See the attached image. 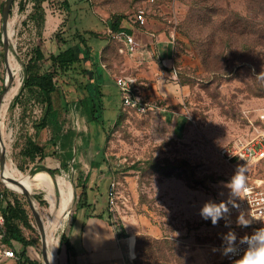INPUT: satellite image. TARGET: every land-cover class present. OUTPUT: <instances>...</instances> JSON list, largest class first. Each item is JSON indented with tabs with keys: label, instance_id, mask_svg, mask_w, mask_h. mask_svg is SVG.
Masks as SVG:
<instances>
[{
	"label": "rangeland",
	"instance_id": "rangeland-1",
	"mask_svg": "<svg viewBox=\"0 0 264 264\" xmlns=\"http://www.w3.org/2000/svg\"><path fill=\"white\" fill-rule=\"evenodd\" d=\"M16 1L20 2L19 12L16 2L10 18L15 27L11 51L22 64L25 76L20 93L2 120V129L9 151L8 165L13 164L21 173L19 182L27 187L39 184L38 172L27 175L38 164L51 168L55 174L63 170L72 174L75 198L66 231L75 210L86 203L87 197L106 199L113 181L119 196L118 206L112 211L113 221L123 226L132 223L138 231L145 219L158 226L165 236L160 242L165 249L163 254L150 257L143 249L137 251L141 247L137 242L140 235L127 242L134 261L138 259L141 264H235L227 262L222 254V236L233 231L239 242L253 230L238 226V216L231 212L213 225L211 219L201 217L200 210L208 201L218 204L229 199L230 190L226 185L238 168L222 157L221 148L239 139L258 140L264 134V91L260 88L264 85V45L251 40L256 36L252 32L264 33V0H90L85 20L91 24L77 19L81 30L83 25H87L85 28L95 25L91 29L101 25L94 19L110 22L119 15L136 19L143 12L146 22H159L169 35L173 33L175 62L185 93L179 106H172L166 112L142 113L129 109L117 119L104 115L103 129L100 122H92L89 107L82 111L78 104L85 97L81 88L86 83V76L78 74L82 71L78 69L72 76L74 80L67 79L69 84L66 77L64 79L65 90L70 93V106L68 112L60 116L62 133L73 132L77 142L70 147L72 150H65L66 157L60 148L61 140L55 141L56 131L52 126L40 133L35 128L42 107L34 99L26 98L24 87L27 67L36 47L31 44L36 36L28 31L22 38L19 32L34 20V14L27 11L29 0ZM247 26L249 31H244ZM105 42L106 38L99 43ZM0 57L1 94L7 67L3 52ZM51 64L49 58L42 66L49 70ZM101 104L104 107L103 101ZM30 140L44 149V158H40V154L35 159L29 157ZM96 162L99 167L95 166ZM86 175H89L87 191L83 189ZM244 175L245 179H264V163L244 169ZM0 183L3 186L1 180ZM5 189L8 198L21 200L30 211L35 232L28 229L25 234L41 238V227L28 195ZM33 194L39 221L46 231L55 214L52 208L59 206L60 199L52 201L48 192L43 191ZM63 234L58 264L62 262ZM36 257L42 260L41 243Z\"/></svg>",
	"mask_w": 264,
	"mask_h": 264
},
{
	"label": "crops",
	"instance_id": "crops-1",
	"mask_svg": "<svg viewBox=\"0 0 264 264\" xmlns=\"http://www.w3.org/2000/svg\"><path fill=\"white\" fill-rule=\"evenodd\" d=\"M4 2L5 0H0V6H3ZM28 2L30 7L28 6L27 11L33 12L34 20L29 21L23 27L24 32L22 29L21 31L19 29V32L22 38L26 37L28 31L36 36L33 44H31L32 47L36 46L34 49L42 45L44 51L56 54L68 46L79 45L78 35L86 38V32L93 31L95 33L93 38L87 37V39L90 38L87 41H89L91 49L89 55L91 58L83 60L78 66V69L82 70L78 74L86 76V83L81 88L85 97L78 103L82 111L88 109L86 107L90 109L92 106L86 93H93V95L100 97L101 102H104L103 114L105 116L108 115L111 119L121 116L124 108L119 89L114 80L118 76H133L141 81L144 85L146 98L157 104L160 108L157 110L159 112H166L172 106H179L178 104L185 93V87L180 82L179 76L177 79L174 74V69L178 70L175 62L176 37L173 33L169 35L164 25L156 21L149 22V20L145 25H141L136 19H125L121 25L123 30L115 32L112 30L110 22L94 19L101 25H97L95 29H91L95 25H91L90 28H85L87 25H83L84 29L81 30L77 26V19H81V22L85 24H91V21L85 20L90 0H45L42 3V11H36L35 1L29 0ZM31 6H34V9ZM31 23L35 25H31ZM57 35L63 39H59ZM128 36L133 37L136 43L133 50L127 42ZM3 37L1 8L0 56L1 52L4 53ZM105 38V44H100L99 42L102 43ZM84 51L86 55L87 50ZM86 57L88 56L86 55ZM118 104L121 106L118 107ZM92 122L94 123L93 119ZM82 140L85 141L84 138ZM74 143H77L76 139ZM83 147H85L84 144ZM60 148L66 157L65 148ZM67 149L71 150L70 147ZM68 153L70 154L69 151ZM72 158L76 159L73 153ZM58 163L61 164V160ZM95 166L99 167V164ZM36 172H38V179H45L50 183L70 187L73 191L72 202H74L75 187L71 173L63 170L61 174L52 175L39 168ZM5 187L4 184L2 186L0 183V215L3 216L8 202H14L8 198ZM47 188L50 189L51 187ZM128 221L131 219L129 218ZM141 223L142 228L138 227V231L134 230L132 223L127 222L125 226L120 223L117 224L113 221V212L109 208L108 195L106 199L95 198L91 200L87 197L86 203L75 210L67 230L64 229L63 237L65 239L61 244L62 262L60 264H134L135 261L130 251L131 246L128 247L127 242L135 239L138 235H146L155 239L165 238L158 226L152 225L145 219ZM117 227L122 228L127 236L119 238ZM25 237H27L26 234ZM7 246L12 248L18 257L5 258L0 264H31V261H38L43 264V261L36 257L38 247L26 246L19 240H12V244H7Z\"/></svg>",
	"mask_w": 264,
	"mask_h": 264
},
{
	"label": "trees",
	"instance_id": "trees-1",
	"mask_svg": "<svg viewBox=\"0 0 264 264\" xmlns=\"http://www.w3.org/2000/svg\"><path fill=\"white\" fill-rule=\"evenodd\" d=\"M33 1H35L36 11H42V3L45 0ZM125 19V17L120 15L113 18L112 21H110L112 30L115 32H121L123 30L121 28V25H123ZM247 30L249 31V26L244 27V31ZM250 31L252 32V30ZM252 34L256 35L251 39L253 40L254 44H257L259 46L264 45V33L257 34L252 32ZM86 35L87 37L93 38L95 36V33L93 31H88L86 32ZM78 36L80 40L79 45L68 46L65 49H62L59 53H51L48 56L46 55L47 53L43 50L42 45H39L35 49L30 63L27 67V79L24 87V90L26 91V98L28 100L34 99V101L42 107V115H40L37 119L39 121L35 123L36 131L40 133L42 130L52 126V128L56 131L55 141H58V139L61 140V147H64L65 150L68 147L73 146L75 134H73V132H67L65 134L62 133L60 116L63 112H68L70 106V93L65 90L64 79L66 77V81L69 84L70 81L67 79L69 77L72 78V76L76 75L78 66L82 63V61L91 58L89 57V55L91 54V49L89 47V41H87L90 38H83L82 35ZM57 37H59V39H63L60 35H57ZM84 50H87L86 55L88 57H86ZM209 56H211L210 49ZM49 58L52 61L51 68L49 70H44L42 63L48 61ZM91 66L93 65L91 64ZM72 80H74V78H72ZM260 88L264 91V85L260 86ZM89 92H91V90H89ZM86 95L89 101H91L92 103L90 110L88 109L91 115V120L93 119L94 123L100 122L101 125H103L104 114L103 107L99 99L100 97L93 95V93H86ZM23 96L25 97L24 93ZM104 126L105 125H103V129H105ZM67 137L68 141L65 142ZM29 142L30 147L27 150V154L29 155V157L35 159L38 154L41 155L40 158H44L46 156L44 149L40 147V145H38L33 140H30ZM63 165L64 167H66L65 164ZM88 178L89 175L85 178L86 182L84 183L83 188L85 191H87L86 183H88ZM41 180L44 181L45 179ZM4 217V230L6 233L5 242L8 245L12 244V240H19L26 246L31 245L34 247H39V244L41 243V238L39 236L29 234V236L25 237L24 228L26 230L29 229L30 231L35 232V227L30 211L25 207V204H23L21 200H15L13 203L8 202V205L4 210ZM117 230L119 238L127 236L126 232L122 228L117 227ZM64 239L65 237H63L62 239V244L64 242ZM145 240L153 243H149ZM161 240L162 239H152L145 235H140L139 237H137V242L141 247L138 248L137 251L141 252V250L143 249L147 257H150L151 255H158L159 253L163 254L165 249L163 246H160ZM31 264L41 263L38 261H31ZM134 264L141 263L138 259H136Z\"/></svg>",
	"mask_w": 264,
	"mask_h": 264
},
{
	"label": "built area",
	"instance_id": "built-area-1",
	"mask_svg": "<svg viewBox=\"0 0 264 264\" xmlns=\"http://www.w3.org/2000/svg\"><path fill=\"white\" fill-rule=\"evenodd\" d=\"M19 3L20 2H17L18 11ZM136 21L141 25H145L146 17L143 12L136 16ZM127 42L132 50L135 49L136 43L133 37L128 36ZM174 74L178 79L179 71L177 69H174ZM114 80L116 87L120 91L124 110L133 109L145 113L149 110L155 111L160 109L157 104L146 98L144 85L136 77L118 76L115 77ZM220 153L227 162L235 164L237 168L244 167V169H246L257 163L262 164L264 163V134L258 140L252 139L248 141L239 139L221 148ZM245 180L249 191L247 193H241L240 198L235 199V203L239 205V207H233L232 204H229L228 207L230 212L236 216H238L241 211L250 213L248 218L251 224L248 227L253 230V232L250 233L251 235L255 230L264 228V179L247 178ZM117 190V184L112 181L108 191L109 208L111 211H115L118 206L119 196ZM4 225L5 217L0 215V262L5 258L18 257L15 251L8 247L5 242L6 233ZM237 247L238 251L235 254L225 256L227 262L235 263V261L240 259L247 245H241L237 242ZM9 253L11 255H7Z\"/></svg>",
	"mask_w": 264,
	"mask_h": 264
},
{
	"label": "bare ground",
	"instance_id": "bare-ground-1",
	"mask_svg": "<svg viewBox=\"0 0 264 264\" xmlns=\"http://www.w3.org/2000/svg\"><path fill=\"white\" fill-rule=\"evenodd\" d=\"M14 21H9V38L12 43L13 31H14ZM8 68L6 73V80L10 77L13 78V83L9 89L4 93L0 100V120L2 123L3 118L7 115L8 109L13 101V99L20 93L21 88L24 83L25 72L22 64L13 54V51L9 52L8 55ZM5 138V136H4ZM7 183L10 186H19L17 188L18 192H29L36 193L38 191L48 192V197L53 201L59 197V206L53 207L54 217L51 219V225L46 229L47 239L46 243L48 246L49 260L48 264H58V253L60 247V239L63 234V230L67 225V221L70 215V209L73 204V191L70 187L64 185H57L55 183H50L47 181L39 182L37 185H32L27 187V185L21 184L19 181L22 179V175L19 170L13 165H7L6 169ZM47 187H51L50 189ZM47 261L43 263L47 264Z\"/></svg>",
	"mask_w": 264,
	"mask_h": 264
},
{
	"label": "clouds",
	"instance_id": "clouds-1",
	"mask_svg": "<svg viewBox=\"0 0 264 264\" xmlns=\"http://www.w3.org/2000/svg\"><path fill=\"white\" fill-rule=\"evenodd\" d=\"M226 187L230 190L228 201H221L218 204L213 201H208L200 210L201 217L205 220L211 219L213 225L218 224L221 219H224L229 214L230 209L228 204H232L233 207L238 208L239 205L235 203V199L240 198L241 193H247L249 191L246 186L244 167L237 169L236 174ZM249 215L250 213L241 211L236 220L237 225L240 227H248L251 224L248 218ZM222 240L223 255L228 256L238 251L237 235L235 232L229 231L222 236ZM239 243L241 245H247V248L244 250L241 258L235 261V264H264V228H259L253 234L241 237ZM7 255L11 254L9 253Z\"/></svg>",
	"mask_w": 264,
	"mask_h": 264
},
{
	"label": "water",
	"instance_id": "water-1",
	"mask_svg": "<svg viewBox=\"0 0 264 264\" xmlns=\"http://www.w3.org/2000/svg\"><path fill=\"white\" fill-rule=\"evenodd\" d=\"M15 2H16V0H5V2L3 3V6H2L3 36H4L3 37L4 61H5L7 68L9 65L8 64V55H9V52L11 51V41L9 38V21L11 18L12 7H13ZM12 83H13L12 77H10L8 80L5 81L4 90L0 94V100H1L2 96L4 95V93L9 89V87L11 86ZM8 161H9V151L7 149V145L5 142L3 129H2V123L0 120V170H1L0 175H1V180L7 188L17 191V188L19 186H10L7 183V178H6L5 174H6ZM38 168L43 169L52 175H55L54 171L51 168L44 166V165H41V164H38V165H36V167H33L27 175L28 176L34 175L35 171ZM23 193L28 195V197L30 199L31 207L33 208L34 213H35V218L37 220V223H38L39 227H41L40 235H41V251H42V258H43L42 261L46 262L47 260H49L48 246L46 243L47 231L43 230V226L39 221L38 213L35 209V201H34V197H33L34 194L29 193V192H23ZM47 264H48V261H47Z\"/></svg>",
	"mask_w": 264,
	"mask_h": 264
}]
</instances>
